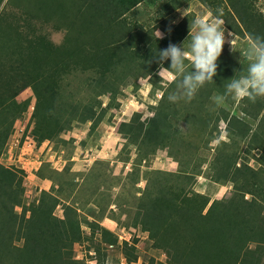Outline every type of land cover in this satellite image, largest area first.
Here are the masks:
<instances>
[{
    "label": "trees",
    "instance_id": "trees-1",
    "mask_svg": "<svg viewBox=\"0 0 264 264\" xmlns=\"http://www.w3.org/2000/svg\"><path fill=\"white\" fill-rule=\"evenodd\" d=\"M142 1L54 0L49 3L52 7L49 11L40 4L32 6L30 3L36 15L35 9L39 7L43 14H48V20L50 12L62 14L60 21L53 26L67 22L72 25L67 27L66 52H63L62 59L58 51L55 52L56 61L53 60L58 64L55 69L43 67L35 73L25 68L22 59L25 54L21 53L17 39L7 48L6 43L1 46L0 152L9 137L13 118L28 107L26 102L19 105L12 101L22 88L29 86L35 95L33 118L39 119L34 120L33 135L38 144L50 137L49 141L57 148L65 143L61 134L76 124L89 122L90 132H94L103 118L100 96L109 93L110 102L114 103L122 88L135 84L140 77L145 78L158 68L155 59L158 52L149 39L143 40L137 31L139 28L127 30L118 23ZM253 2L232 0L230 10L226 11L229 17L225 12L222 18L236 34L245 35L246 31L248 37H264V14L256 13ZM43 3L48 5L45 0ZM67 9L69 11L65 13ZM75 16L77 21L80 19L95 29L92 37L100 38L102 34L100 43L98 38H91L85 45L84 34L79 32L78 35H83L80 38L73 26L77 21L71 18ZM34 43L38 45V51L34 52L35 63L43 53L52 54L53 45L47 42L46 36L38 35ZM86 47L92 49L90 53L86 52ZM6 60L11 63L9 69L3 65ZM168 63L166 60L164 65ZM218 65L214 83L201 88L189 104H182L181 100L170 101V93L166 92L156 105L150 107L153 114L145 121L140 120L141 114L134 113L129 122L121 123L119 127L122 138L138 143L139 163L164 149L179 163L175 173L150 172L138 199L132 225L147 232L152 247L160 250L166 258L163 263L150 257L142 264H264V171L261 169L264 166V123L260 116L263 100L241 101L242 117L231 110L211 109L209 101L213 92L223 94L230 79L247 73L243 71V65L233 61H218ZM187 66L191 71V65ZM169 87L175 89V82ZM85 90H88L87 96L79 101ZM179 117L198 124L202 136L210 127L207 142L217 140L218 125L221 121L225 123L227 141H218L203 176L215 187L231 184L229 197L211 201L210 194L193 191L196 177L201 176L206 160L182 156V149L185 153H192L202 147H194L183 137L177 142ZM214 132L218 135L214 136ZM250 158L260 167H252L248 162ZM52 173L57 175L54 170ZM65 183L70 191H75L76 184L72 179L65 180ZM63 184L64 181L57 182L59 191L63 190ZM23 191L22 179L16 171L0 165V264H84L71 256L73 246L83 239L79 207L63 204V218L54 221L52 215L62 199L59 195L41 191L29 206L28 218H20L15 208L21 204ZM70 195L71 192L67 197ZM86 225L93 236L99 235L97 245L112 248L117 245L116 236L97 222L87 221ZM99 246L94 251L100 257ZM122 254L127 263L137 261L135 249L125 242Z\"/></svg>",
    "mask_w": 264,
    "mask_h": 264
},
{
    "label": "rangeland",
    "instance_id": "rangeland-1",
    "mask_svg": "<svg viewBox=\"0 0 264 264\" xmlns=\"http://www.w3.org/2000/svg\"><path fill=\"white\" fill-rule=\"evenodd\" d=\"M41 1L42 3H40ZM45 1L48 4L47 6L44 5L43 0H0V58L1 46L6 43L7 48L17 39L22 48L21 53L25 54V57H22L25 68L35 73L43 67L58 68V64L54 63V60L56 61L54 58L55 52L58 51V56H61L62 59L63 52H66V42L64 41L69 32L67 27L69 28L72 25L67 22L65 25L53 26L54 23L57 24L60 21L62 14L58 12H50L51 16L48 20V14H43L37 7L35 9L36 15L31 5L40 4L46 11L52 8L49 3H53L54 0ZM231 1L144 0L123 15L118 23H121L120 26L127 30L129 28H139L137 31L140 36H142L143 40L148 41L149 39L157 52L166 50L169 44L183 45V48L188 51L192 35L195 34L194 29L189 31V26H191L192 22L197 17L205 16L209 13L219 15L221 10L225 14L226 11L230 10ZM253 7L256 13L261 12L264 14V0H254ZM68 11L69 9L65 13H68ZM227 13L226 17L228 18ZM30 18L32 20L27 21ZM71 20L77 21L76 16L71 18ZM223 20L225 21V19ZM80 22L79 19L73 26L78 30L77 35L79 32L84 34L83 41L85 45L90 43L91 38H98L97 42L100 43L103 37L102 34L100 38L92 37L95 29L87 26L84 22ZM169 28L171 29L170 32L168 31ZM225 28L227 30L225 33L227 39L218 61H233L238 63V65H243V71L247 72L249 37L245 33L246 31H244L245 35L236 34L227 27L226 23ZM156 30L164 33L163 39H156ZM243 30L245 29L243 28ZM228 32H232L234 35V51L231 48V44L227 42L233 38L228 36ZM16 33L20 34V36L16 35ZM129 33L130 31L127 32V34ZM40 34L46 36L47 42L53 45V51L52 54L48 55L43 53L35 63L36 54L34 52L38 49V45L34 42ZM71 35L77 36L73 33ZM78 36L81 38L83 35ZM32 39L33 42L31 43ZM85 49L88 53L92 50L89 47ZM108 49L110 50L109 46ZM75 55L80 58L79 54ZM168 62V64L164 65L165 68L170 66L171 61L168 60ZM9 64H11L10 61L6 60L3 62L6 69L10 68ZM186 65H191L190 57L186 59ZM158 71L159 66L152 74L147 75L145 78L140 77L135 84L122 88L114 103L110 102L109 93L100 96L99 100L102 103L100 111L103 114V118L94 132H90L89 129L91 123L86 122L74 124L73 129L63 132L60 137L65 143L57 148L52 141H49L50 137L45 139L42 143H45L49 148L52 146L51 151L47 153L44 150L42 156L37 157L38 161L43 162L41 165L29 160L30 164L29 166L27 165L26 172L18 169V166H20L18 153L10 152V146L14 141L13 137L18 139L20 145H22L26 135L32 137L35 145H40L33 135L36 127L34 120L39 119L37 117L33 118L34 110L32 107H34L36 100L29 86L22 88L12 98V101L19 105L23 102L28 104L25 111L13 118L9 137L0 152V165L12 167L22 179L23 196L19 210H16V208L15 210L20 218H28L29 206L39 196L41 191L59 195L62 199V203L57 206L52 215L54 221L63 218V204L79 207L78 212L81 217L83 239L80 243L73 246L71 256L76 260H82L84 264H142L144 260L150 257L163 263L166 262L165 255L160 250L152 247V241L148 233L143 232L140 226L134 227L132 224L136 218L135 211L136 205L139 203L138 199L142 196L150 172L164 171L175 173L179 168L178 159L169 157L167 149H164L158 151L155 155L148 156L145 161L139 163L137 161L138 143L122 138L118 131L121 123L129 122L134 113L141 114L140 120L145 121L153 114L150 107L159 102L163 93L175 91L176 87L172 90L169 89L170 84L174 83L171 78L166 73H162L160 77ZM154 74H156V78ZM21 83L23 84V81ZM87 94L88 90H85L79 96V101H83ZM215 95L217 93L213 92L209 101L211 109L217 107L213 101ZM183 100L181 99L182 104H189V101L184 100L185 102H183ZM261 100H263V109L260 116L264 123V98ZM232 101L231 98H228L223 106L219 108L226 111L231 110V113L242 117L239 106L241 101H234V105L231 106ZM215 111L217 112V109ZM184 113L185 111L182 112V115ZM225 127V123L221 121L218 125L219 135L218 132L213 133L214 136L218 135L219 137L217 140L207 142L209 140L210 127L207 128L206 135L202 136V131L198 124L188 123L184 117H179L177 142L183 137L187 143L192 144L194 147H202L198 151L193 150L194 152L192 153L189 151L185 153L182 149V156H191L193 160L196 159L195 157L205 158L206 160L201 176L196 177L193 191L201 195L210 194L211 201L229 197L231 194V184L215 187L203 176L204 171L209 166L218 141H227ZM38 131L41 132L39 126ZM43 134L48 135V133ZM204 145L206 148H203L205 147ZM248 162L254 168L260 167L252 158ZM261 169L264 171V166ZM52 170L56 171L57 175L53 174ZM71 179L76 184L74 192L70 191V187L65 183V180ZM45 180L49 181L50 185ZM59 181H64L62 191L58 190L57 182ZM70 192V197H67ZM246 198L249 199L250 196L247 195ZM94 219L96 220L94 221ZM87 221L97 222L101 228L110 231L116 236L117 245L112 249L104 244L97 245L100 242V237L98 234L94 236L91 234L90 229L86 225ZM124 242L127 243V246H133L135 249L136 262L127 263L122 254ZM98 246L101 251L100 257L94 251Z\"/></svg>",
    "mask_w": 264,
    "mask_h": 264
},
{
    "label": "clouds",
    "instance_id": "clouds-1",
    "mask_svg": "<svg viewBox=\"0 0 264 264\" xmlns=\"http://www.w3.org/2000/svg\"><path fill=\"white\" fill-rule=\"evenodd\" d=\"M222 10L219 15L197 17L189 26L195 30L192 35L189 50L182 46L169 44L166 50H159L155 57L159 64L158 75L166 73L176 84L174 92L168 99L177 102L181 99L191 101L198 91L208 83H214V77L218 75V60L222 55L226 43L225 21L222 19ZM170 32L171 29L169 28ZM156 39H163L164 33L156 30ZM228 40L234 51V35L228 32ZM190 57L191 71L188 70L186 59ZM247 58L249 61L246 75L239 78L233 77L225 86L223 94L213 97L217 107L223 106L228 98L235 102L245 99L255 102L257 98H264V37L249 36L247 46ZM170 60V66L164 67V62ZM43 144V143H42ZM40 145H36L38 148ZM43 163V162H42ZM19 210V206L16 207ZM27 214H29L27 212Z\"/></svg>",
    "mask_w": 264,
    "mask_h": 264
},
{
    "label": "built area",
    "instance_id": "built-area-1",
    "mask_svg": "<svg viewBox=\"0 0 264 264\" xmlns=\"http://www.w3.org/2000/svg\"><path fill=\"white\" fill-rule=\"evenodd\" d=\"M32 109L34 110V107H32ZM13 140L14 141L10 146V152L12 151L14 153H18V162H20V166H18V169L24 170V172H26V167L30 164L29 160H31V162L33 161L37 165H41L42 161L37 160V162H35L31 155V152L36 149V145L32 137L26 135L22 145H20V141L18 139L13 137ZM30 170H32V168H30ZM109 248L112 249V246H109Z\"/></svg>",
    "mask_w": 264,
    "mask_h": 264
},
{
    "label": "crops",
    "instance_id": "crops-1",
    "mask_svg": "<svg viewBox=\"0 0 264 264\" xmlns=\"http://www.w3.org/2000/svg\"><path fill=\"white\" fill-rule=\"evenodd\" d=\"M51 148H49L45 143L41 144L38 148H36L34 151L31 152V155L33 157V160L34 161H37V157L39 156H42L44 150L48 153V151H51L52 149V146H50ZM45 182H48L47 180H45ZM50 185V183H49Z\"/></svg>",
    "mask_w": 264,
    "mask_h": 264
}]
</instances>
